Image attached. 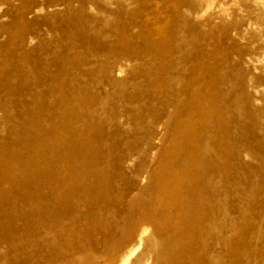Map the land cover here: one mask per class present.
<instances>
[{
  "label": "rangeland",
  "instance_id": "374dc122",
  "mask_svg": "<svg viewBox=\"0 0 264 264\" xmlns=\"http://www.w3.org/2000/svg\"><path fill=\"white\" fill-rule=\"evenodd\" d=\"M0 104V264H264V0H0Z\"/></svg>",
  "mask_w": 264,
  "mask_h": 264
},
{
  "label": "bare ground",
  "instance_id": "6f19581e",
  "mask_svg": "<svg viewBox=\"0 0 264 264\" xmlns=\"http://www.w3.org/2000/svg\"><path fill=\"white\" fill-rule=\"evenodd\" d=\"M66 7H68V6H66ZM156 29H158V31H161L160 27L156 28ZM85 46H86V44H85ZM0 111H5V105L4 104H0ZM63 111L64 112L67 111V108L64 107ZM18 113H19V111H18ZM54 129H57L56 126L53 127V130ZM83 174L86 175L87 172L84 171ZM83 174H82V176H83ZM61 178H65V179L67 178L73 183L72 188L71 189H67L66 192H65V195H66V197H69L68 199H70L71 201L73 200V202H76V204L77 203H82V202L92 203V202H94L92 198L95 195V193L100 192V190H98V187L100 185V180L99 179L94 180L92 182H88L90 180H86L84 178L82 180L81 176H71V175H69V177H65V175H62V177L57 176V178H54V179L52 177L51 180H52V183H53L54 187H58L59 186L58 182H60L59 180H61ZM176 179H177L176 175H171V176L165 177V184L170 183V182L173 183V182L176 181ZM40 183H41L40 180H36L33 184H34V186H37ZM60 189H61V187H59V190ZM142 195L143 194H141L140 197H143ZM140 197L138 196V197H136V199L140 198ZM177 199L178 198L172 196V194H168V195H164V196H155V204L158 207L163 208V210H169V209H173V208H176L177 206H179V204L177 205V201H176ZM64 203L66 204V200H64ZM141 204H143V208H145L146 205H148L147 203H144V202H141ZM39 205L41 207L40 203H39ZM135 205L136 204H134V207H135ZM177 208H181V207H177ZM51 214H52L51 212L45 213V217L47 218V221L51 219ZM45 227L46 228L47 227H51V225L50 224H46ZM142 233H143V231L141 232V234L138 237V244L136 245V247H132V248L128 249L127 252L122 254L121 257L116 262V264H128L130 262V259L132 258V256L136 252L138 246H140V244H142ZM138 264H139V261H138Z\"/></svg>",
  "mask_w": 264,
  "mask_h": 264
}]
</instances>
